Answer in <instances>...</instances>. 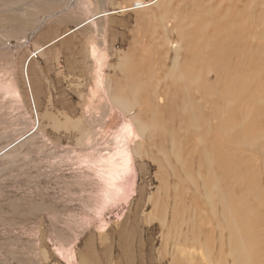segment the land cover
Masks as SVG:
<instances>
[{
	"label": "rangeland",
	"instance_id": "374dc122",
	"mask_svg": "<svg viewBox=\"0 0 264 264\" xmlns=\"http://www.w3.org/2000/svg\"><path fill=\"white\" fill-rule=\"evenodd\" d=\"M150 1L0 0V264L225 263L214 220L205 229L190 203L185 218L177 198L169 223L166 198L195 185L184 183L180 119L162 113L172 97L138 76L161 18ZM179 227L183 241L170 234Z\"/></svg>",
	"mask_w": 264,
	"mask_h": 264
},
{
	"label": "bare ground",
	"instance_id": "6f19581e",
	"mask_svg": "<svg viewBox=\"0 0 264 264\" xmlns=\"http://www.w3.org/2000/svg\"><path fill=\"white\" fill-rule=\"evenodd\" d=\"M157 1L151 0L149 4ZM141 4L137 2L134 7L139 9ZM155 5L161 18L151 24L153 44L143 50L145 59H142L141 74L138 73V76L143 78L139 79L140 83L144 81V85L146 82L161 83L164 97L167 96V100L172 97L168 103L171 105L165 104L163 96L155 98L159 103L164 101L162 113L171 115L170 120L173 116L180 119V129L185 132L179 140L183 147L180 151L182 155L185 151L188 156L181 163L184 183L185 186L188 183L195 185L193 191L184 189L181 192L183 184L179 182L176 188L180 189L166 198V204L175 202L173 213L168 217L169 223L176 220V201L179 198L180 213L184 212L185 218L189 217L190 203L203 218L205 229L206 219L214 220L221 236V243L218 244L221 256L225 258L222 259L224 264L228 263V259L231 264H264V0H159ZM160 20L163 21L164 33L156 28ZM172 59L173 64L170 65ZM151 90L156 92L157 87ZM179 94L183 95L185 103H182V108L175 107L174 110L172 103L176 105L174 98ZM188 100L196 103L195 109L191 108L195 116L191 115L193 110L188 107ZM170 107L171 112H168ZM163 131L164 128H161L160 132ZM191 144L192 152L189 150ZM178 176L181 179L182 176ZM163 216L166 219L167 213ZM165 232L168 231L165 229ZM181 232L182 227H179L170 234L181 238ZM208 236L213 246L214 238L211 234ZM129 241L128 235L125 242L129 245ZM174 255L171 254L170 264H173Z\"/></svg>",
	"mask_w": 264,
	"mask_h": 264
}]
</instances>
